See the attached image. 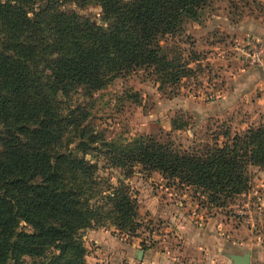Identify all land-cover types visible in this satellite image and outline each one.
<instances>
[{
    "label": "trees",
    "instance_id": "16d2710c",
    "mask_svg": "<svg viewBox=\"0 0 264 264\" xmlns=\"http://www.w3.org/2000/svg\"><path fill=\"white\" fill-rule=\"evenodd\" d=\"M213 1L0 0V264H88L82 231L110 224L136 233L148 213L127 185L97 177L100 156L125 177L157 173L216 208L251 190V169H264V121L224 134L221 145L180 152L142 135L98 140L83 128L86 109L71 105L139 71L159 92L177 94L194 70L159 40ZM88 5L100 8V25L68 11ZM69 129L74 149L63 144Z\"/></svg>",
    "mask_w": 264,
    "mask_h": 264
},
{
    "label": "rangeland",
    "instance_id": "374dc122",
    "mask_svg": "<svg viewBox=\"0 0 264 264\" xmlns=\"http://www.w3.org/2000/svg\"><path fill=\"white\" fill-rule=\"evenodd\" d=\"M68 11L101 24L96 5ZM235 25L236 31H229ZM159 45L169 58L194 70L181 80L174 96L167 95L168 90L159 92L143 71L118 78L91 96H72L73 108L80 105L88 112L83 128L98 140L130 141L142 135L180 152H195L221 145L224 134L233 137L264 121V0H215L195 22L186 21L181 32L161 38ZM67 131L63 144L74 149V133ZM95 162L103 183L127 185L148 214L141 211L133 235L110 224L82 231L88 264H147L145 257L170 254L182 258L187 247L171 224L175 216L198 228L212 227L222 239L229 237V249L240 255L229 252L224 264H233L232 256L245 253L250 254V264H264V169H251L249 192L216 208L192 188L168 182L157 173L136 168L125 177L103 157ZM21 229L30 232L25 225ZM231 241L246 245L238 249L231 247Z\"/></svg>",
    "mask_w": 264,
    "mask_h": 264
},
{
    "label": "crops",
    "instance_id": "0c3cea01",
    "mask_svg": "<svg viewBox=\"0 0 264 264\" xmlns=\"http://www.w3.org/2000/svg\"><path fill=\"white\" fill-rule=\"evenodd\" d=\"M237 29H240V24L237 25ZM229 31L235 32L236 25L234 27L229 26ZM157 214L159 213L157 212ZM171 224L183 238V245L187 247L184 249V253L181 254L182 258L177 256L173 259L174 255L179 254H170L169 256L156 255L152 256L150 260L145 257L144 260L147 264H224L229 252L240 255V252L234 251L232 248L229 249V237L222 239V236L215 229L213 230L212 227L198 228L192 225L188 219L182 220L179 216H175L171 220ZM230 245L231 247L236 245L240 249L246 244H234L231 241Z\"/></svg>",
    "mask_w": 264,
    "mask_h": 264
},
{
    "label": "water",
    "instance_id": "95a60500",
    "mask_svg": "<svg viewBox=\"0 0 264 264\" xmlns=\"http://www.w3.org/2000/svg\"><path fill=\"white\" fill-rule=\"evenodd\" d=\"M233 264H250V254L245 253L242 256H232Z\"/></svg>",
    "mask_w": 264,
    "mask_h": 264
}]
</instances>
